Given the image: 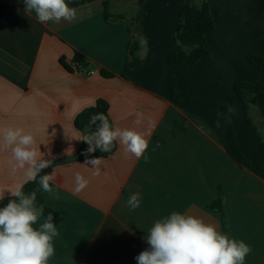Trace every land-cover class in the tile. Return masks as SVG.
Returning <instances> with one entry per match:
<instances>
[{
    "label": "crops",
    "instance_id": "0c3cea01",
    "mask_svg": "<svg viewBox=\"0 0 264 264\" xmlns=\"http://www.w3.org/2000/svg\"><path fill=\"white\" fill-rule=\"evenodd\" d=\"M203 1L218 13L207 36L211 56L190 67L169 66L167 54L182 49L179 22ZM67 2L77 10L75 20L40 23L34 12L25 13L23 0H0V145L5 128H23L33 135L41 158L66 159L46 172L55 175L52 193L36 181V196L57 214L59 235L49 264H137L135 257L149 248L150 228L172 212L198 217L222 233L210 208L220 191L226 235L251 247L244 264H264V179L241 167L223 145L234 128L252 165L264 166L255 129L264 137V105L249 110L254 126L234 91L238 81L262 78L248 56H264V0ZM104 2H111V14L124 18L107 22ZM133 42L143 63L124 75ZM76 51L89 66L72 74L60 60L73 65ZM102 68L115 76H102ZM170 77L193 99L174 101ZM99 99L109 103L113 127L142 133L148 148L140 158L119 141L108 157L95 155L97 149L89 154L103 158L97 176L91 165L84 166L88 145L78 140L83 130L74 122ZM14 163L11 151L0 148V202L13 197L9 190L30 182L22 170L12 173ZM77 173L88 181L78 193ZM132 193L140 194L135 210L126 206ZM36 206L41 207L37 201ZM45 217L43 212L34 227Z\"/></svg>",
    "mask_w": 264,
    "mask_h": 264
},
{
    "label": "clouds",
    "instance_id": "9594fccd",
    "mask_svg": "<svg viewBox=\"0 0 264 264\" xmlns=\"http://www.w3.org/2000/svg\"><path fill=\"white\" fill-rule=\"evenodd\" d=\"M25 13H35L40 23L61 20L72 22L77 18V10L69 6L67 0H23ZM136 123L142 120V113L136 114ZM95 130L92 131V126ZM0 148L10 150L14 164L11 171L15 174L22 170L27 181L35 180L41 171L52 166V160L41 158L34 137L23 128H5ZM88 147L82 153L86 158L84 166L91 165L94 175H100L103 158L89 157L97 149L107 153L115 146H124L126 152L136 158L144 155L148 141L142 133L134 129L114 128L104 113H92L89 124L80 135ZM147 160V157H144ZM55 180L54 172L39 176L43 192L52 193L50 181ZM75 191H82L88 184L79 173L75 176ZM23 185L9 190L16 199L10 200L0 208V264H49L55 253L53 238L58 236L51 213L39 227H34L43 207L36 206V192H23ZM3 199V194H0ZM140 194L132 193L126 199V206L135 210L140 206ZM149 248L136 257L137 264H244L246 256L252 251L243 241L230 239L217 230L214 224L179 212L157 220L146 235Z\"/></svg>",
    "mask_w": 264,
    "mask_h": 264
},
{
    "label": "trees",
    "instance_id": "16d2710c",
    "mask_svg": "<svg viewBox=\"0 0 264 264\" xmlns=\"http://www.w3.org/2000/svg\"><path fill=\"white\" fill-rule=\"evenodd\" d=\"M146 0H140V3L143 4ZM111 2H104V18L107 22H115L123 19L122 16H115L109 12ZM218 17V13H213L209 4L206 1L201 2L200 4H196L194 11L192 14L186 18L185 20H181L177 27L178 32V40L182 46L180 50L170 51L167 54V63L169 66H181V67H190L201 59H206L211 56V51L207 47V36L212 33L216 28V19ZM139 50V44L137 42H133L130 44L128 49V56L125 61L124 66V75L130 72L131 70L142 65L143 60H141L137 52ZM248 60L259 70L262 72L261 80L248 82V81H238L234 85V91L240 101L244 106L245 119L248 123L253 124L249 116V110L253 105L263 104L264 105V56L252 54L248 56ZM61 65L70 73L74 74L76 72H83L89 66L88 58L76 51L74 55V64L70 65L65 58H61ZM102 76L110 78L114 77L115 73L109 70H105L102 68L100 70ZM169 89L171 96L174 101H187L193 99L192 94L180 91L177 89V81L175 77L169 78ZM109 103L104 99H99L96 102L95 106L84 109L80 112L75 118V127L78 130H84L85 126L89 124V117L92 113H104L111 125L113 126V120L109 114ZM255 126V125H254ZM95 130V125L92 126ZM257 130V135L259 138V149L264 152V137L262 131L259 130L258 127L255 126ZM115 146L112 148L110 152L104 153L100 150L95 152V155L108 157L110 154L116 151L117 142H114ZM223 145L227 151V153L243 168H247L250 171L254 172L258 176L264 179V166H253L250 159L241 151L236 137V131L234 128H231L223 140ZM75 158V157H74ZM52 160V166L45 168L41 171L38 177L26 183L23 186V192L26 194L28 192L34 191L36 189V181L39 179V176L45 175L46 172L62 163L65 160ZM16 199L12 197L4 202H0V207L7 205L10 200ZM36 201L43 207L44 215L47 217L49 213H51L54 222L57 218V214L47 207L43 199L40 195L36 196ZM224 195L223 192L220 191L219 198L214 200L210 208L215 214V216L221 222L222 234L226 235L227 231V220L226 214L223 209Z\"/></svg>",
    "mask_w": 264,
    "mask_h": 264
},
{
    "label": "built area",
    "instance_id": "2783aa9c",
    "mask_svg": "<svg viewBox=\"0 0 264 264\" xmlns=\"http://www.w3.org/2000/svg\"><path fill=\"white\" fill-rule=\"evenodd\" d=\"M89 73H91V72H89Z\"/></svg>",
    "mask_w": 264,
    "mask_h": 264
}]
</instances>
